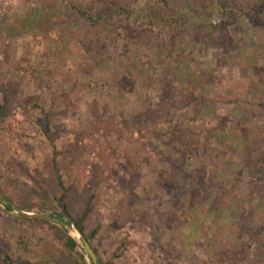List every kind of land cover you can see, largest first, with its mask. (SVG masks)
Returning <instances> with one entry per match:
<instances>
[{
    "label": "rangeland",
    "instance_id": "obj_1",
    "mask_svg": "<svg viewBox=\"0 0 264 264\" xmlns=\"http://www.w3.org/2000/svg\"><path fill=\"white\" fill-rule=\"evenodd\" d=\"M104 2L0 0V249L93 264L56 166L107 264H264V0Z\"/></svg>",
    "mask_w": 264,
    "mask_h": 264
},
{
    "label": "trees",
    "instance_id": "obj_2",
    "mask_svg": "<svg viewBox=\"0 0 264 264\" xmlns=\"http://www.w3.org/2000/svg\"><path fill=\"white\" fill-rule=\"evenodd\" d=\"M104 5L118 7L117 11L122 12L124 14L128 13L126 8L118 6L115 0H109V2L107 3L104 2ZM221 6L223 10L227 9L224 4H221ZM100 9L102 10V12H106V8L104 6H102ZM102 12H99L100 16L96 17L98 21L103 20L101 16L103 14ZM223 14L225 15L226 11H224ZM78 15L85 20L90 21L91 19L89 14L85 12L79 11ZM40 114L44 118V122H45V126L42 128V132L44 133L45 137L50 143V146L53 152L56 154V150H57L56 144H55L56 134L51 133V130H50V118H51L50 114L51 113L44 114L42 109H40ZM4 115H5V107L0 106V117H3ZM54 171H55V181L57 183V188L60 190V196L59 197L54 196L56 199V203L60 207L59 221L66 228L74 226L76 230L85 238V240L90 244L92 248V242L96 240L97 236L99 235V231L101 229L100 225H97L91 229H88L86 227L87 224L91 221V216L95 210V206L93 203L95 196L93 195L90 197L88 202L85 204L81 215L78 216L76 219H74V217L71 214V208L69 207L68 200H67V195L69 193V190L65 187L60 171L58 170L56 166L54 167ZM5 208L6 210L11 211L10 206L7 205L5 206ZM30 221L45 222V221H41L37 219L30 220ZM118 228L119 227L116 226V229ZM64 239H65V247L67 248L68 252L73 256L77 255L81 259H83L82 256L79 254V252H77L76 242L71 237H69L68 234H65ZM76 239L78 238L76 237ZM15 245H16L15 252H12V253H7L4 250L0 249V264H54L53 261L48 258V256L42 257L40 258V262L34 263L33 256H34L35 251L33 250L32 244L30 242L16 243ZM92 250L94 254L96 255V257L98 258L99 264H107L103 262V260H101L96 250H94L93 248ZM117 252H119V250ZM115 257L117 256L115 255Z\"/></svg>",
    "mask_w": 264,
    "mask_h": 264
},
{
    "label": "water",
    "instance_id": "obj_3",
    "mask_svg": "<svg viewBox=\"0 0 264 264\" xmlns=\"http://www.w3.org/2000/svg\"><path fill=\"white\" fill-rule=\"evenodd\" d=\"M1 198V197H0ZM23 216H26V217H30L29 215H26V214H23V213H21ZM34 218H36V219H38V217L37 216H35ZM39 218H41V217H39ZM45 219H47V220H50L51 218H45ZM75 231H76V233H78L79 234V236H80V240H81V243H82V245H83V247H84V249H85V252L87 253V255L90 257V259L92 260V262H93V264H98V259H97V257H96V255L94 254V252H93V250H92V248H91V246H90V244L85 240V238L76 230V228H75Z\"/></svg>",
    "mask_w": 264,
    "mask_h": 264
},
{
    "label": "bare ground",
    "instance_id": "obj_4",
    "mask_svg": "<svg viewBox=\"0 0 264 264\" xmlns=\"http://www.w3.org/2000/svg\"><path fill=\"white\" fill-rule=\"evenodd\" d=\"M76 237H77L78 239H80V236H79V234H78V233H76Z\"/></svg>",
    "mask_w": 264,
    "mask_h": 264
}]
</instances>
